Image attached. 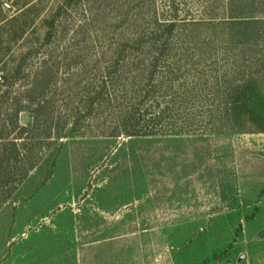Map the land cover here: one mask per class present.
<instances>
[{
	"label": "rangeland",
	"instance_id": "rangeland-1",
	"mask_svg": "<svg viewBox=\"0 0 264 264\" xmlns=\"http://www.w3.org/2000/svg\"><path fill=\"white\" fill-rule=\"evenodd\" d=\"M254 181L264 0H0V264H264Z\"/></svg>",
	"mask_w": 264,
	"mask_h": 264
},
{
	"label": "trees",
	"instance_id": "trees-1",
	"mask_svg": "<svg viewBox=\"0 0 264 264\" xmlns=\"http://www.w3.org/2000/svg\"><path fill=\"white\" fill-rule=\"evenodd\" d=\"M244 8L245 7L238 8V6L237 7H232V5L229 6V12L233 14L232 17H235L233 19H230L228 22L230 36L236 42H247L251 38V35L248 34L249 32L248 27L251 26V24L256 21L254 18H251L250 16L240 15L243 14L242 10ZM156 117L158 118L160 116L157 115ZM136 119L138 120L139 117H137ZM152 119L154 120V118ZM142 134H147V133L144 131V133Z\"/></svg>",
	"mask_w": 264,
	"mask_h": 264
},
{
	"label": "crops",
	"instance_id": "crops-1",
	"mask_svg": "<svg viewBox=\"0 0 264 264\" xmlns=\"http://www.w3.org/2000/svg\"><path fill=\"white\" fill-rule=\"evenodd\" d=\"M255 184L252 183V187L248 188V190H245V188H241V191L243 192H238L240 196L238 198V201L240 202H255L256 203V212L258 213V211L260 210V208L262 209L263 206L261 205L263 196H262V192H263V188H264V184L260 185V181H254ZM244 182H241L239 184V186L244 187V185H242ZM246 191V192H245ZM246 193V194H244ZM256 213V215H257Z\"/></svg>",
	"mask_w": 264,
	"mask_h": 264
}]
</instances>
